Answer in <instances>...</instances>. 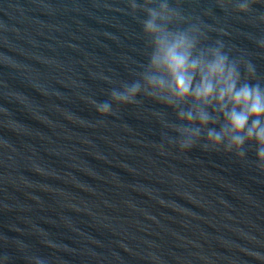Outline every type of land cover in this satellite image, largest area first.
Listing matches in <instances>:
<instances>
[{
  "label": "water",
  "instance_id": "1",
  "mask_svg": "<svg viewBox=\"0 0 264 264\" xmlns=\"http://www.w3.org/2000/svg\"><path fill=\"white\" fill-rule=\"evenodd\" d=\"M169 3L264 86V0L250 13ZM129 12L127 0H0V264H264L254 151L169 145L159 113L176 115L150 98L108 116L91 103L147 63L145 14Z\"/></svg>",
  "mask_w": 264,
  "mask_h": 264
},
{
  "label": "clouds",
  "instance_id": "2",
  "mask_svg": "<svg viewBox=\"0 0 264 264\" xmlns=\"http://www.w3.org/2000/svg\"><path fill=\"white\" fill-rule=\"evenodd\" d=\"M129 14L139 19L148 51L147 63L131 83L119 82L110 91V101H91L101 116L116 115L115 105H138L139 96L150 98L174 111L177 122L163 119V134L179 150L200 146L203 150L233 153L247 162L254 151L255 167L264 173V86L245 73H255L250 62L231 58L225 44L207 39L202 22L193 23L169 0H127ZM227 9L226 0H216ZM233 2V0H228ZM253 0H234L240 13H250ZM259 19L264 21V15ZM264 47V39L258 41ZM243 65L244 74L241 73ZM203 141V142H202ZM164 149V144L159 145ZM41 264L40 261H38Z\"/></svg>",
  "mask_w": 264,
  "mask_h": 264
}]
</instances>
